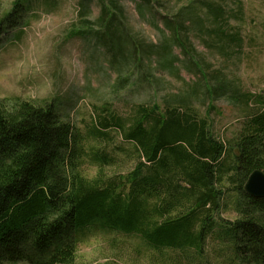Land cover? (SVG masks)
I'll return each instance as SVG.
<instances>
[{"label": "trees", "instance_id": "obj_1", "mask_svg": "<svg viewBox=\"0 0 264 264\" xmlns=\"http://www.w3.org/2000/svg\"><path fill=\"white\" fill-rule=\"evenodd\" d=\"M93 1L100 8L96 19L89 9ZM123 1L79 0L83 30L69 35L92 38L110 70L128 73L116 89H125L134 76L132 89L157 87V81L170 85L165 75L183 85L182 70L198 72L200 79L161 103L150 99L129 107L127 117L98 118L89 137L54 103L17 101L7 108L1 101L0 264H74L77 237L90 228L135 235L156 256L194 250L200 257L204 242L214 238L225 249V264H264V198L243 192L253 171L264 172V108L249 114L232 148L213 138V107L203 117L197 107L228 93L248 105L251 96L225 78L209 87L208 66L188 38L194 27L195 36L208 37L206 45H219L224 56L231 43L241 45L239 33L222 29L223 7L212 0L175 11L156 0H129L137 20L159 33L158 44H148L128 24ZM24 4L14 0L3 22L16 26ZM156 72L165 73L163 80ZM110 131L129 144L122 152L134 167L113 179L102 171L88 179L82 170L88 158L100 168L113 162L95 152L90 158L86 140L113 144ZM218 210H231L235 219L219 220Z\"/></svg>", "mask_w": 264, "mask_h": 264}, {"label": "rangeland", "instance_id": "obj_2", "mask_svg": "<svg viewBox=\"0 0 264 264\" xmlns=\"http://www.w3.org/2000/svg\"><path fill=\"white\" fill-rule=\"evenodd\" d=\"M24 1V7L18 11L21 19L16 26H10L3 20L11 11L14 0H0V102L3 101L7 108L17 101L35 106H53L54 103L63 117L87 137L91 128L97 126L98 118L127 117L129 107L147 103L150 99L161 103L168 94L186 90L184 85L190 87L200 79L198 72L182 70L180 75L185 82L182 85L165 73L156 72L157 80H163L165 75L170 85L164 86L157 81V87L140 85L132 89L130 83L135 80L134 76L129 77L125 89H116L117 80L127 78L128 73L110 70L105 51L101 47L94 51L92 38L69 37L71 32L83 30L78 22L79 0ZM156 1L167 3L166 6L175 11L191 1L200 0ZM212 1L223 7L227 28L222 29L227 33L237 31L241 45L231 43L226 55L222 56L217 52L219 45L215 48L207 46L208 37L195 36L197 30L194 27L190 28L189 42L208 66L204 69H207L206 74L208 72L209 87L218 86L220 78H225L238 85L241 93L250 94L251 99L245 105L240 98H232L228 93L214 97L209 103L206 101L197 109L203 117L206 108L213 107L208 115L210 133L225 143L226 148H232L249 114L264 108V0ZM123 3L130 27L148 44H158L159 33L137 20L129 0ZM89 9L92 19H96L100 13L97 3L93 1ZM108 137L113 144L92 138L86 140L90 158L95 152L113 162L100 168L88 158L82 167L88 179L95 178L100 171L103 177L113 179L117 175L124 176L134 167V160L126 151L122 152L131 148L129 144L112 131ZM216 213L224 222L235 219L231 210ZM77 238L74 264H225L227 260L225 249L214 238L204 242L200 257L194 250L183 253L164 250L161 256H156L148 252L135 235L99 228L85 230Z\"/></svg>", "mask_w": 264, "mask_h": 264}, {"label": "water", "instance_id": "obj_3", "mask_svg": "<svg viewBox=\"0 0 264 264\" xmlns=\"http://www.w3.org/2000/svg\"><path fill=\"white\" fill-rule=\"evenodd\" d=\"M243 192L255 199L264 198V172L261 170L253 171L243 186Z\"/></svg>", "mask_w": 264, "mask_h": 264}, {"label": "bare ground", "instance_id": "obj_4", "mask_svg": "<svg viewBox=\"0 0 264 264\" xmlns=\"http://www.w3.org/2000/svg\"><path fill=\"white\" fill-rule=\"evenodd\" d=\"M51 105V104H50Z\"/></svg>", "mask_w": 264, "mask_h": 264}]
</instances>
